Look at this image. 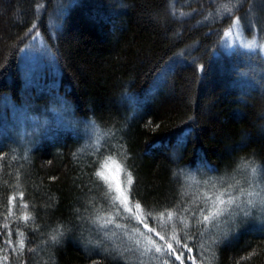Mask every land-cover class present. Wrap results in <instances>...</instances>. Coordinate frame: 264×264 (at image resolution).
Returning a JSON list of instances; mask_svg holds the SVG:
<instances>
[{
    "label": "trees",
    "instance_id": "obj_1",
    "mask_svg": "<svg viewBox=\"0 0 264 264\" xmlns=\"http://www.w3.org/2000/svg\"><path fill=\"white\" fill-rule=\"evenodd\" d=\"M234 17L264 37V0H0V264H147L98 225L116 207L97 175L106 158L131 174L130 202L171 253L264 264V221L213 243L208 204L185 180L264 165V58L218 50ZM35 33L52 58L28 85L21 56ZM55 92L76 126L54 122Z\"/></svg>",
    "mask_w": 264,
    "mask_h": 264
},
{
    "label": "rangeland",
    "instance_id": "obj_2",
    "mask_svg": "<svg viewBox=\"0 0 264 264\" xmlns=\"http://www.w3.org/2000/svg\"><path fill=\"white\" fill-rule=\"evenodd\" d=\"M236 18L234 17L219 32L217 41L218 50L227 53L232 51L258 53L264 58V38H259L255 32L247 34L240 21L239 23H234ZM21 57L22 63L25 65L27 74L29 75L27 78L28 85L34 84L35 82L33 75L30 74L31 71L33 72L38 69L37 74H41L42 78L44 77L42 76L44 75L42 72L44 73L45 69L49 73L48 62L42 65H45V67H39L45 58H52L51 53H49L39 33H35L31 37L29 43L22 51ZM40 70L42 71L40 72ZM53 80H50L49 84L47 81L45 86H52L54 84ZM43 91V86L37 90L38 93H42ZM53 96L54 98L52 100L59 103L56 106L58 110L54 114L58 115L61 119L60 121L58 118L54 119L56 125H60L59 123L61 122L76 126L77 119L66 105V101L56 92ZM48 107H51V104ZM42 110L41 107L40 111ZM34 119L35 117H32L33 122L31 121V125H33L32 130H34L33 133H38L37 131L40 130L47 132V129L39 127L40 125ZM81 128L86 131L88 130L92 134V137H96V131H93L92 126L84 124ZM113 160L119 166V171L116 170L115 166L108 169L103 167L106 161L111 163ZM100 171H104L109 177L108 180L102 177L101 179L106 184L116 206L112 214L109 213L110 215L99 217L100 221L98 225L106 233L105 240L111 241L115 249H125L126 251L129 249L132 253L135 252L139 262L146 261L147 264H164L159 258L165 251H169L167 247L169 241L165 240L166 243L161 245L154 237L148 234V228L140 209L130 202L129 197L126 203H121L117 199L119 195L116 192L117 182L120 183L125 195L128 196L129 185L127 184V178L129 174L127 171L113 158L111 160L109 158L103 160L99 166L98 172ZM191 176L192 178H188L186 174L185 180L190 182L188 186L192 190L193 195L196 198H201L208 204V209L204 212L202 218L206 229L209 231L208 233L214 236L212 238L213 243L219 242L226 237L229 227L236 228L239 224L251 223L260 219L264 221V165L242 166L234 174L225 177L211 176L207 174L205 169L198 168L192 171ZM230 200L232 201L231 203H229ZM249 201H251L250 204ZM205 216L208 217L207 220L204 219ZM156 247H160L161 252H156ZM183 248L188 249L187 247ZM177 256L180 257L179 260L176 259ZM171 257L173 260L171 264H195V258L192 255L189 256L186 254L183 257V255L173 252L171 253Z\"/></svg>",
    "mask_w": 264,
    "mask_h": 264
},
{
    "label": "snow or ice",
    "instance_id": "obj_3",
    "mask_svg": "<svg viewBox=\"0 0 264 264\" xmlns=\"http://www.w3.org/2000/svg\"><path fill=\"white\" fill-rule=\"evenodd\" d=\"M239 20H240V17H237V18H236V21H235L234 23H239ZM109 159L111 160V158H109ZM113 166H115V167H116V170L119 171V166L116 165V162H115L114 160L111 161V163H108V162L106 161L103 167H104L105 169H108V168H111V167H113ZM253 171H255V170H253ZM97 175L100 176V177H102V178L105 179V180H108V179H109L108 175H106L104 171H100V172H98ZM127 184H128L129 186H131V185L133 184V178H132L131 174L128 175V178H127ZM116 192L119 193V195L117 196V199H119V200L121 201V203H126V201L128 200V196L125 195L124 190H123V188L121 187V185H120L119 182H117V184H116ZM130 194H131V193L129 192V195H130ZM231 202H232V201L230 200L229 203H231ZM250 203H251V201H249V204H250ZM137 208H139V205H138V204H137ZM25 219H27V217H25ZM204 219L207 220L208 217L205 216ZM156 235L159 236V233H156ZM160 239L163 240L164 237H163V236H160ZM53 240H56V237H55V236L53 237ZM22 246H23V241H21V247H22ZM167 247H168V249H169V251H170V253H171V251L173 250V246H172V244H168ZM155 250H156V252H158V253L161 252V248H160V247H156ZM176 259L179 260L180 257L177 256Z\"/></svg>",
    "mask_w": 264,
    "mask_h": 264
},
{
    "label": "bare ground",
    "instance_id": "obj_4",
    "mask_svg": "<svg viewBox=\"0 0 264 264\" xmlns=\"http://www.w3.org/2000/svg\"><path fill=\"white\" fill-rule=\"evenodd\" d=\"M227 6V5H226ZM227 9V8H226ZM228 10V9H227ZM231 10V9H230ZM241 10V9H240ZM229 14V13H228ZM36 31V30H35ZM261 32V31H260ZM260 37V36H259ZM264 38V37H263ZM218 44V43H217ZM222 51V50H221ZM245 54V53H244ZM247 54V53H246ZM252 66V65H251ZM56 75V74H55ZM55 83V81H54ZM55 85V84H54ZM49 86V85H48ZM42 87V86H41ZM38 89V88H37ZM36 91V90H35ZM47 92V91H46ZM37 93V92H36ZM42 94V93H41ZM42 96V95H41ZM34 101V100H33ZM49 101V100H48ZM43 105V104H42ZM46 105V104H45ZM47 106V105H46ZM45 109V108H44ZM15 116V114H14ZM77 122V121H76ZM78 124V123H77ZM94 124V123H93ZM83 126V125H82ZM8 128V127H7ZM74 131V130H73ZM101 131V130H100ZM83 133V132H82ZM102 133V132H101ZM84 134V133H83ZM104 134V133H103ZM104 138V137H103ZM100 142V141H99ZM201 164V163H200ZM246 164V163H245ZM239 166V165H238ZM241 166V165H240ZM198 168V167H197ZM204 169V168H203ZM210 170V169H209ZM197 173V172H196ZM263 179V178H262ZM134 203V202H133ZM245 219V218H244ZM200 220V219H199ZM211 227V226H210ZM212 229V228H211ZM226 230V229H225ZM208 235V233H207Z\"/></svg>",
    "mask_w": 264,
    "mask_h": 264
}]
</instances>
